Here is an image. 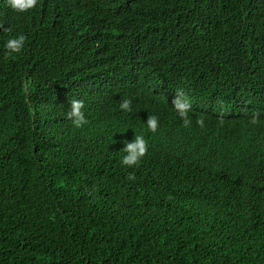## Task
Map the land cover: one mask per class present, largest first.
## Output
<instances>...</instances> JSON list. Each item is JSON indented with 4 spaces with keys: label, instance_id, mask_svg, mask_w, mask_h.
I'll return each mask as SVG.
<instances>
[{
    "label": "trees",
    "instance_id": "1",
    "mask_svg": "<svg viewBox=\"0 0 264 264\" xmlns=\"http://www.w3.org/2000/svg\"><path fill=\"white\" fill-rule=\"evenodd\" d=\"M0 25V264H264V0H0Z\"/></svg>",
    "mask_w": 264,
    "mask_h": 264
},
{
    "label": "clouds",
    "instance_id": "2",
    "mask_svg": "<svg viewBox=\"0 0 264 264\" xmlns=\"http://www.w3.org/2000/svg\"><path fill=\"white\" fill-rule=\"evenodd\" d=\"M38 0H7L9 7L17 12H25L33 9L37 5ZM2 27V25H0ZM5 31H11L10 28L5 29ZM26 37L24 35H19L16 38H11L6 42V49L8 50L6 56H10L12 53H20ZM178 99L173 101L174 109L177 111L179 116L184 120V126H188L190 121L187 117L190 104L182 93H177ZM131 100L123 99L120 102V108L124 111H131ZM84 108V102L82 100H71V109L66 113L68 119L72 120L76 127H81L83 124L87 123L82 109ZM258 122V116H254L251 120L252 124ZM147 127L150 131L155 132L158 127V118L155 116H148ZM197 124L203 125V119H198ZM126 148L123 150L127 153L123 157L122 163L129 167L136 165L139 160L144 157L147 153L148 145L143 136L136 135L135 142L128 144L126 142ZM129 179H135L134 175H129Z\"/></svg>",
    "mask_w": 264,
    "mask_h": 264
}]
</instances>
